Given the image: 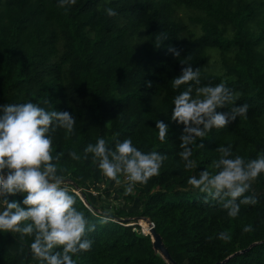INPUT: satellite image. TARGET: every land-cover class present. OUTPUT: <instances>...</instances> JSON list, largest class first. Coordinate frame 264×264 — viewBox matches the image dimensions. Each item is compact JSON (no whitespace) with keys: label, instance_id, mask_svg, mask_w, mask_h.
<instances>
[{"label":"trees","instance_id":"obj_1","mask_svg":"<svg viewBox=\"0 0 264 264\" xmlns=\"http://www.w3.org/2000/svg\"><path fill=\"white\" fill-rule=\"evenodd\" d=\"M106 7L117 15L107 16ZM184 63L200 69L199 84L188 82L194 95L196 87L225 81L238 94L235 103L249 105L246 116L197 138L191 169L179 156L183 125L169 119L173 98L188 87L172 85ZM28 100L76 118L71 133L52 134L53 155L62 154L54 161L58 174L95 225L86 232L91 248L73 255L76 264H264V173L244 193L257 203L241 204L235 218L187 183L202 169L216 171L220 145L245 160L264 151V0H77L67 11L57 0H0V104ZM156 119L169 126L164 141ZM98 137L110 148L131 138L142 151L161 152L159 174L126 193V175L119 182L105 176L84 153ZM71 151L81 158L73 160ZM114 193L122 203L108 209L104 202ZM138 218L153 223L170 259L142 233ZM221 231L229 238H219ZM33 239L0 234V264H39Z\"/></svg>","mask_w":264,"mask_h":264},{"label":"clouds","instance_id":"obj_2","mask_svg":"<svg viewBox=\"0 0 264 264\" xmlns=\"http://www.w3.org/2000/svg\"><path fill=\"white\" fill-rule=\"evenodd\" d=\"M76 3L77 0H57V5L66 11ZM104 11L109 17L117 15L112 7H106ZM165 39L161 34L160 42ZM168 51L180 56L174 46ZM184 64L180 74L172 79L175 88L190 81L200 82L199 67L193 69L191 64ZM146 86L150 87L151 82H146ZM237 96L225 81H221L216 85L196 87L195 95L192 85L188 84L173 98L169 119L183 125L179 156L186 169L194 167L192 145L197 138L205 137L213 128L226 127L238 116L247 115L249 105L235 103ZM220 108L227 111H217ZM75 123L76 118L69 111L46 110L31 100L0 104V234L34 235L30 251L39 264H76L73 255L89 250L93 243L86 238V232L93 231L95 225L89 224L85 213L75 207L76 197L65 186L54 162L62 154L56 152L53 155L52 151V134L56 129L71 133ZM155 129L160 141L167 139L169 126L164 120L156 119ZM198 146L203 147L201 143ZM83 151L92 154L105 176L119 182L120 174L126 175L129 181L126 193H131L137 182L146 183L150 177L158 175L166 158L156 150H140L131 138L110 148L103 137H98ZM216 151L219 155L211 165L216 171L202 169L199 176H190L187 183L208 193L227 210L229 217L235 218L241 204L257 203L255 197L244 193L250 187L249 182L264 173V151L249 160L240 155L233 156L231 145H220ZM68 155L73 160L81 158L75 151ZM17 193L23 195L21 201L9 199ZM243 230L248 231L249 227L245 226ZM218 236L225 240L229 238L224 231Z\"/></svg>","mask_w":264,"mask_h":264},{"label":"water","instance_id":"obj_3","mask_svg":"<svg viewBox=\"0 0 264 264\" xmlns=\"http://www.w3.org/2000/svg\"><path fill=\"white\" fill-rule=\"evenodd\" d=\"M80 197L82 198V200L84 202H86V197L83 193H80ZM122 221H126V220H122ZM138 221H139V225L142 227V225L140 224V221H144L146 223V225L148 226H151V230L149 231L148 235L151 236L152 240H153V243H154V246L155 248L160 251V253H162V255H164L166 258L170 259L169 257V254L168 252L166 251V249L164 248V245L162 244V241L160 239V237L157 235L155 229H154V225H152V222H150L148 219H145V218H138ZM142 230H143V234H146L145 230L143 229L142 227ZM147 235V234H146ZM226 261V260H225ZM225 261L223 262H219V263H216V264H223Z\"/></svg>","mask_w":264,"mask_h":264},{"label":"rangeland","instance_id":"obj_4","mask_svg":"<svg viewBox=\"0 0 264 264\" xmlns=\"http://www.w3.org/2000/svg\"><path fill=\"white\" fill-rule=\"evenodd\" d=\"M90 195H92L93 197L95 196L94 194H93V191L90 193ZM92 200H93V198H92ZM122 199L121 198H117V195L114 193L113 194V196H112V199L110 200V201H105L104 203H105V205H106V208H111L110 206H109V204H111V203H113L114 205H121V203H122V201H121ZM113 204H112V206H113ZM126 205V204H125ZM133 208L131 207V210H132ZM128 221H133V220H131V219H133V218H126ZM143 223H145L144 221H140V224L142 225ZM142 227H143V229L145 230V232H146V234H148L147 232H149V226H147L146 224H143L142 225ZM141 231L143 232V230H142V228H141Z\"/></svg>","mask_w":264,"mask_h":264},{"label":"built area","instance_id":"obj_5","mask_svg":"<svg viewBox=\"0 0 264 264\" xmlns=\"http://www.w3.org/2000/svg\"><path fill=\"white\" fill-rule=\"evenodd\" d=\"M72 191H73V192H75L76 194H78V195L80 196V191H79V190L72 189ZM93 194H94V195H96V193H95V192H93ZM152 225H153V223H152Z\"/></svg>","mask_w":264,"mask_h":264},{"label":"bare ground","instance_id":"obj_6","mask_svg":"<svg viewBox=\"0 0 264 264\" xmlns=\"http://www.w3.org/2000/svg\"><path fill=\"white\" fill-rule=\"evenodd\" d=\"M146 224V223H145ZM148 226V225H147ZM150 227V226H149Z\"/></svg>","mask_w":264,"mask_h":264}]
</instances>
